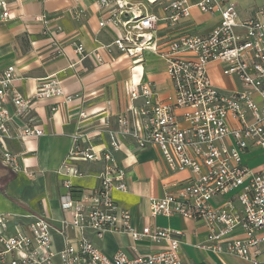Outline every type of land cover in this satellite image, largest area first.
<instances>
[{
    "label": "built area",
    "instance_id": "obj_1",
    "mask_svg": "<svg viewBox=\"0 0 264 264\" xmlns=\"http://www.w3.org/2000/svg\"><path fill=\"white\" fill-rule=\"evenodd\" d=\"M149 1L157 8L137 0H99V25L111 28L115 38L93 50L76 42L75 51L92 57L98 65L107 63V52H116L129 57L133 67L141 66L149 53L156 54L165 61L174 94L155 99L154 83H130L131 100L143 102L119 113L116 126L105 129L107 140L100 144L94 139L101 138L103 131L91 135L87 125L99 112L80 111L81 125L70 135V149L57 168L63 177L62 219L56 225L49 217L36 215L27 228L17 222L15 232L10 233L13 219L0 214V264H184L182 232L151 224L138 228L132 212L113 198L114 190H128L127 167L118 153L130 145L135 151L158 146L172 171L192 173L189 180L175 184L176 192L151 200V217L182 215L201 221L209 230L203 249L260 264L264 165L255 168L244 156L255 150L264 153V6L253 18L239 21L238 9L231 1ZM195 7L202 13H218L219 23L208 33L194 32L188 26L171 35L192 18ZM0 9L3 17L11 16L8 0H0ZM36 19L48 27L47 14ZM61 30L59 25L49 26L47 32L55 39ZM211 63H217L222 74L232 79L231 88L215 84ZM16 80L14 64L0 70V161L20 171L27 170L24 158L11 150L9 140L45 135L44 128L30 116L36 101L62 97L71 103L76 96L65 91L56 74L42 78L29 95L15 87ZM16 117L24 124L14 133L11 126ZM79 162H103L97 188H75L73 179L87 174ZM232 192L230 199L214 202ZM55 232L63 238L61 248L56 247ZM106 232L163 247L135 255L125 251L109 254L96 243Z\"/></svg>",
    "mask_w": 264,
    "mask_h": 264
},
{
    "label": "crops",
    "instance_id": "obj_2",
    "mask_svg": "<svg viewBox=\"0 0 264 264\" xmlns=\"http://www.w3.org/2000/svg\"><path fill=\"white\" fill-rule=\"evenodd\" d=\"M98 1L8 0L11 16L7 18L0 9V70L10 64L16 66L15 87L24 95L31 94L42 78L56 74L65 91L76 96L71 103H66L62 97L37 100L30 116L44 128L45 135L9 140L11 150L21 154L22 163L25 162L27 168L15 171L0 161V214L7 213L13 219L8 230L10 233L15 232L17 222L27 228L36 215L47 216L56 225L62 219L60 193L63 191V177L57 173V168L70 149V135L81 125L80 111L99 112L97 118L87 122V127L91 135L103 131L101 138L94 139V143L100 144L107 140L105 129L116 126L119 113L133 103L143 102L141 99L131 100L130 83L139 80L154 83L155 99L163 100L174 94L165 61L156 54L149 53L141 66L133 67L129 57H120L116 52H107V63L98 65L92 57H82L75 51L76 42L93 50L115 38L111 28L99 25L101 11ZM220 1L235 3L239 21L253 18L264 6V0ZM43 14L50 18L48 27H62L56 32L55 39L50 31L47 32L46 24L36 19ZM219 21L218 13H202L195 7L192 18L180 24L177 30L163 31H172L170 34L174 35L189 26L194 32L208 33ZM210 74L219 87L233 86L232 79L222 74L217 63L210 64ZM9 106L14 109L12 104ZM107 120L109 124L105 123ZM23 124L24 120L16 117L11 126L13 132L17 133ZM118 157L127 167L128 190H114L112 195L120 206L132 212L138 228L151 224L182 232L180 255L184 264H252L230 253L203 249L201 245L207 241L209 230L201 221L182 215L151 217V200L163 197L167 192H176L175 184L189 180L192 177L190 171H172L155 145L141 151H135L132 145L126 146ZM244 157L255 168L264 165V153L260 150L246 153ZM79 165L87 174L73 179L75 188H97L103 162H79ZM233 194L216 197L214 202L220 204ZM260 233L264 235V229ZM236 234L242 235L241 232ZM54 239L56 247L61 248L63 238L55 232ZM96 243L109 254L125 251L135 255L156 252L163 247L161 243L134 241L126 234L114 232H106ZM259 260L264 264V249Z\"/></svg>",
    "mask_w": 264,
    "mask_h": 264
},
{
    "label": "rangeland",
    "instance_id": "obj_3",
    "mask_svg": "<svg viewBox=\"0 0 264 264\" xmlns=\"http://www.w3.org/2000/svg\"><path fill=\"white\" fill-rule=\"evenodd\" d=\"M136 1V0H135ZM138 2H144L147 3V5H149L150 8L156 9L157 6H155L154 4H152L149 0H137ZM164 2H166L167 0H162ZM219 78V77H218ZM214 79V78H213ZM220 80V79H219ZM229 85V83H228Z\"/></svg>",
    "mask_w": 264,
    "mask_h": 264
},
{
    "label": "bare ground",
    "instance_id": "obj_4",
    "mask_svg": "<svg viewBox=\"0 0 264 264\" xmlns=\"http://www.w3.org/2000/svg\"><path fill=\"white\" fill-rule=\"evenodd\" d=\"M154 1V0H153Z\"/></svg>",
    "mask_w": 264,
    "mask_h": 264
}]
</instances>
